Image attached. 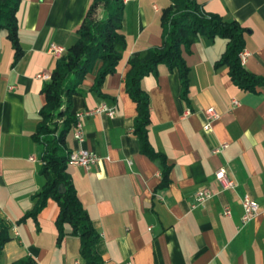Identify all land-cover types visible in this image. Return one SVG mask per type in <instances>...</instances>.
<instances>
[{"label":"crops","instance_id":"obj_1","mask_svg":"<svg viewBox=\"0 0 264 264\" xmlns=\"http://www.w3.org/2000/svg\"><path fill=\"white\" fill-rule=\"evenodd\" d=\"M203 10L244 29V69L264 80V0H197ZM91 0H20L16 12L18 42L14 50L0 30V218L11 239L0 250V264L30 256L34 264H83L80 241L69 223L57 226L59 206L48 197L32 214L33 196L44 183L42 145L33 133L44 103L46 82L57 58L50 44L65 48L75 42L77 29ZM170 0H124L120 32L125 48L113 72L94 90L95 71L82 79L72 98V114L81 118L83 140L70 128L68 151H92L100 160L86 169L67 164L76 194L101 236L104 264H264V85H237L226 63H217L226 39L199 36L181 46L187 73L182 96L176 69L158 63L140 79L149 103L148 141L162 156L142 153L134 131L136 102L125 88L129 59L161 45L160 14ZM232 99L239 104L232 107ZM114 108V115L98 111ZM219 118L204 129L205 111ZM188 112L187 114H185ZM227 144L219 152L215 148ZM33 156L35 161L29 160ZM163 162L169 166L168 185L160 187ZM224 168L236 183L221 190L216 170ZM208 186L214 195L192 207L195 192ZM249 194L258 215L240 225L241 198ZM228 205L230 216L222 209ZM13 227L17 235L13 234Z\"/></svg>","mask_w":264,"mask_h":264},{"label":"trees","instance_id":"obj_2","mask_svg":"<svg viewBox=\"0 0 264 264\" xmlns=\"http://www.w3.org/2000/svg\"><path fill=\"white\" fill-rule=\"evenodd\" d=\"M20 0H0V30L6 31L18 59L22 50L18 42L16 12ZM124 0H91L77 29V38L63 54L57 58L44 83L42 93L44 103L39 109V120L33 133L34 139L42 145V166L39 170L44 183L34 196L32 214H36L48 197L54 198L59 206L57 226L70 224L72 233L80 241L79 253L83 264H104L99 246L101 236L90 221L80 202L73 184L66 172L70 151L65 145V137L72 127V98L79 92L84 76L95 71L94 90L100 92L105 75L113 72L121 57L126 42L120 32ZM162 43L148 49L143 54H134L129 59L125 88L136 102L138 115L134 131L139 141L140 151L149 157L162 156L151 147L147 137L149 122L148 96L140 87V79L154 72L158 63H166L170 70L176 69L180 78L182 96L187 94L188 68L181 57V46H188L199 36L212 38L219 35L226 39V49L219 63H226L232 80L245 89L264 85L263 78L244 69L239 60L243 50V27L236 21L224 20L220 16L205 12L197 0H170L160 14ZM50 136H45V135ZM169 166L163 162L160 187L168 185ZM63 191H59V186ZM9 223L0 218V250L11 239ZM10 264H34L30 256H24Z\"/></svg>","mask_w":264,"mask_h":264},{"label":"built area","instance_id":"obj_3","mask_svg":"<svg viewBox=\"0 0 264 264\" xmlns=\"http://www.w3.org/2000/svg\"><path fill=\"white\" fill-rule=\"evenodd\" d=\"M64 51H65V48L63 46L55 44V43L50 44L48 48V53L55 56L56 58H59L63 54ZM247 56H248V53L244 50H242L239 53V60L241 64L245 62ZM36 77L43 79L45 81H48L50 79V74L42 72V73H38ZM238 104H239L238 100L232 99L231 101L232 107H236ZM97 110L104 111L109 116H113L115 113L114 108H106L105 106H100ZM187 113L188 112H186L185 114ZM87 114H90V111L78 112L75 114V121L72 125V129H73V136L77 141L83 140L81 118ZM205 114H206V123L204 125V129L209 130L212 126V123L215 120H217L220 115L213 107L208 108L205 111ZM226 146L227 144H221V146L218 148H215L213 152H219L222 148H225ZM29 160L35 161V158L33 156H30ZM99 160H100V157L94 152L84 150V149H77V150H72L69 152L68 157H67V164L78 165L86 169H89L92 165H94ZM215 179L219 183L221 190L234 188L236 186L235 181L226 175L224 168H220L216 170ZM213 195L214 193L208 186H201L195 192V203L192 205V207L203 205L206 201L212 198ZM241 206H242V215L240 218V225L244 226L245 224L253 220L258 215V204L254 199L250 197L249 194H244L241 198ZM222 214L224 216L231 215V209L228 205L223 207ZM13 234L14 235L18 234L15 227H13ZM125 264H130V263L127 262Z\"/></svg>","mask_w":264,"mask_h":264},{"label":"water","instance_id":"obj_4","mask_svg":"<svg viewBox=\"0 0 264 264\" xmlns=\"http://www.w3.org/2000/svg\"><path fill=\"white\" fill-rule=\"evenodd\" d=\"M59 191H63V186L62 185L59 186Z\"/></svg>","mask_w":264,"mask_h":264},{"label":"rangeland","instance_id":"obj_5","mask_svg":"<svg viewBox=\"0 0 264 264\" xmlns=\"http://www.w3.org/2000/svg\"><path fill=\"white\" fill-rule=\"evenodd\" d=\"M45 136H50V135L48 134V135H45Z\"/></svg>","mask_w":264,"mask_h":264}]
</instances>
